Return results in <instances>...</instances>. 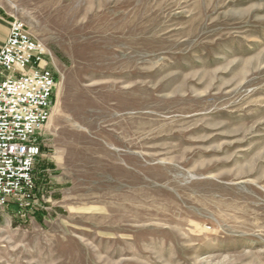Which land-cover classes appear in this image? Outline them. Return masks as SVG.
<instances>
[{"label":"rangeland","instance_id":"obj_1","mask_svg":"<svg viewBox=\"0 0 264 264\" xmlns=\"http://www.w3.org/2000/svg\"><path fill=\"white\" fill-rule=\"evenodd\" d=\"M0 17L56 80L37 209L0 217V264H264V0H0Z\"/></svg>","mask_w":264,"mask_h":264},{"label":"built area","instance_id":"obj_2","mask_svg":"<svg viewBox=\"0 0 264 264\" xmlns=\"http://www.w3.org/2000/svg\"><path fill=\"white\" fill-rule=\"evenodd\" d=\"M49 61L24 24L9 23L0 47V217L11 208L20 218L37 209L34 170L56 84Z\"/></svg>","mask_w":264,"mask_h":264},{"label":"crops","instance_id":"obj_3","mask_svg":"<svg viewBox=\"0 0 264 264\" xmlns=\"http://www.w3.org/2000/svg\"><path fill=\"white\" fill-rule=\"evenodd\" d=\"M8 31H9V23L0 17V47L4 44V42H5V40H6L7 36H8ZM41 159H42V157H41ZM36 175L44 176V175H46V172L45 171L42 172V170L39 169V167H38ZM48 175H51V174H48ZM53 180H56V179L54 178ZM50 188L54 189L53 186L50 187ZM38 190H39V188L37 187V192H38ZM8 214H11L12 216L15 217L14 208L9 209V211L4 213L1 217L5 216V215H8Z\"/></svg>","mask_w":264,"mask_h":264}]
</instances>
